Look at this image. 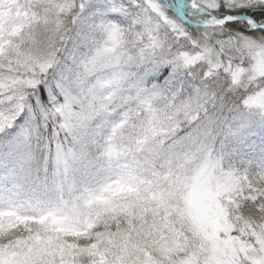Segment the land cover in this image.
Segmentation results:
<instances>
[{"label":"trees","instance_id":"16d2710c","mask_svg":"<svg viewBox=\"0 0 264 264\" xmlns=\"http://www.w3.org/2000/svg\"><path fill=\"white\" fill-rule=\"evenodd\" d=\"M186 1L264 23V0ZM174 10V0H0V264H200L206 248L184 210L205 161L243 171L225 202L230 235L264 226L252 159L264 156L262 116L247 99L264 89L249 58L264 30L196 27Z\"/></svg>","mask_w":264,"mask_h":264},{"label":"rangeland","instance_id":"374dc122","mask_svg":"<svg viewBox=\"0 0 264 264\" xmlns=\"http://www.w3.org/2000/svg\"><path fill=\"white\" fill-rule=\"evenodd\" d=\"M232 1L235 5H240L247 0ZM198 58H202L201 55L186 56V64H191ZM249 58L252 59L254 75H264V47L251 53ZM241 71L242 69L235 70L233 78L239 79ZM247 99L252 111L262 116L261 121H256V136H261L264 154V89L251 94ZM252 159L264 178V156L256 153ZM217 171V163L205 161L186 186L184 213L203 248H206L207 255L200 264H264V226L256 229L239 227V232L246 240L230 235L231 227L226 217L225 202H232L239 197L235 182L243 176V171L226 174ZM5 181L6 178L0 179V195L6 185ZM184 264H197V259Z\"/></svg>","mask_w":264,"mask_h":264},{"label":"water","instance_id":"95a60500","mask_svg":"<svg viewBox=\"0 0 264 264\" xmlns=\"http://www.w3.org/2000/svg\"><path fill=\"white\" fill-rule=\"evenodd\" d=\"M177 15L181 16L179 11H177ZM244 18H246L244 15L230 16V17H226V18L222 19L221 21H219V23H216V24L196 23V25H198V26H212V25H218V24H222V23H225L228 21H233V20H237V19H244Z\"/></svg>","mask_w":264,"mask_h":264}]
</instances>
